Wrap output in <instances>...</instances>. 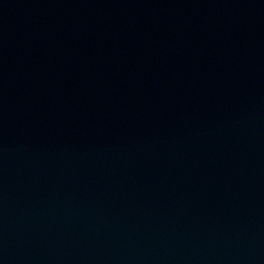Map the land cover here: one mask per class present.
Returning <instances> with one entry per match:
<instances>
[{
  "label": "water",
  "instance_id": "95a60500",
  "mask_svg": "<svg viewBox=\"0 0 264 264\" xmlns=\"http://www.w3.org/2000/svg\"><path fill=\"white\" fill-rule=\"evenodd\" d=\"M0 264H264V0H0Z\"/></svg>",
  "mask_w": 264,
  "mask_h": 264
}]
</instances>
